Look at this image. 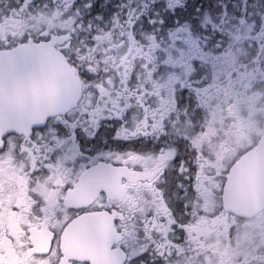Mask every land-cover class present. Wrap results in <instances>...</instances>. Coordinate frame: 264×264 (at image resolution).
<instances>
[{"label":"snow or ice","instance_id":"obj_1","mask_svg":"<svg viewBox=\"0 0 264 264\" xmlns=\"http://www.w3.org/2000/svg\"><path fill=\"white\" fill-rule=\"evenodd\" d=\"M4 2L0 0V4ZM20 4L29 13L41 12L50 19L38 25L28 21L31 26L18 35L0 38V116H6L11 123L26 119L24 114L5 106L2 93L13 80L41 91L55 88L57 110L47 113L46 96L36 101L27 96L29 109L39 108L47 114L31 123L26 133L17 131L15 126L0 131V157L10 151L22 161L27 156L23 149H31L34 156L39 152L37 167L29 173L32 180L48 176L53 171L48 165L55 166L58 162L64 165L69 182L61 189L63 195L82 177L106 168L128 167L133 172H144L142 163H124L129 154L153 160L169 154L166 166L151 181L171 214L173 222L167 232L157 230V225L167 220L157 211L153 194L147 190H129L137 198L136 208L111 202L102 191L99 204L68 207L65 212L70 214L69 221L92 212L119 213L112 218L117 236L111 244L122 254L119 264H180L188 253H180L173 246L188 243L185 225L195 220L191 215L193 205L205 200L197 187L200 165L195 162L196 149L189 144L187 128L181 126L190 122L192 133L199 128V108L194 102L199 93L194 90L203 88L208 76L201 65L185 81L181 69H173L167 61L172 58L187 62L193 48L208 51L211 46L219 50L224 46L225 29L232 23H250L248 61L264 68V38L251 39L264 35V0H240V4L231 0H64V3L20 0ZM61 23L65 26H59ZM114 23L130 31L133 39L146 49L149 38L158 45L154 50L149 49L155 60L147 67L154 69V77L158 75L164 82L166 71L180 73L174 86L177 110L162 117L159 128L154 124V116L146 112L157 109L155 96L145 91L141 105L136 103V97L141 94L139 86L135 88L136 95L129 96L127 102L112 92L110 95L116 97L118 105L114 106L97 87H107L104 83L107 73L91 72V61L81 59L95 43L93 37ZM191 63L195 65L196 61ZM65 65L75 69V75L87 87L69 91L70 86L62 75L68 70ZM134 82L135 77L128 82L129 91ZM143 87L149 89L150 85L145 83ZM228 173L229 169L225 168L218 177L217 197L224 191ZM148 182L146 178L140 180L141 185Z\"/></svg>","mask_w":264,"mask_h":264},{"label":"flooded vegetation","instance_id":"obj_2","mask_svg":"<svg viewBox=\"0 0 264 264\" xmlns=\"http://www.w3.org/2000/svg\"><path fill=\"white\" fill-rule=\"evenodd\" d=\"M231 2L240 4V0ZM47 19H50L48 14L29 13L20 0H5L0 4V38L13 33L18 35L31 26L28 21L38 25ZM67 26L70 27V23ZM250 29V23H232L225 29L224 46L219 50L211 46L208 51L193 48L189 61L171 58L169 63L173 69H181L185 81L201 65L205 66L208 76L203 88L194 90L199 93L194 97L199 108V128L192 133L190 122L181 126L187 128L189 144L196 149L195 162L200 165L197 187L205 200L193 205L191 215L195 220L185 225L188 243L173 246L180 253H188L180 264H264V68L248 61L246 44ZM260 38L264 35L251 37ZM152 44L146 51L149 58H153L149 49L158 47L155 41ZM130 50L121 63L90 65L91 72L107 73L104 78L107 87H97L114 106H118L116 97L127 102L129 96L136 95L135 89L129 91L128 82L133 77L135 80L142 77L147 83L159 79L158 75L153 76L154 69L147 67L150 60L146 57L130 65L127 59ZM89 54L92 53L87 51L81 59L90 60ZM191 60L196 64L193 65ZM165 74L169 77L168 84L179 81L180 73L175 70ZM78 79L80 87H87L82 78ZM111 80L115 81V88ZM180 83L183 86V82ZM174 86L163 97L150 94L156 97L157 109H146V112L154 116L157 128L162 117L177 110ZM145 91L148 89L141 87L136 103L142 105ZM112 92L116 97L110 95ZM23 150L27 156L22 161L10 151L0 157V264H119L122 254L111 247L117 236L112 218L119 213L92 212L69 221L70 214L65 212L68 207L99 204L102 191L109 201H118L131 208H136L137 198L130 194V189L133 192L149 191L157 211L167 220V223L157 225V230H169L173 222L171 214L151 183L166 166L169 154L155 160L129 154L124 163H142L144 172H133L128 167L106 168L82 177L61 195V189L69 182L65 166L59 162L55 166L48 165L53 168L48 176L32 180L29 173L37 167L39 152L34 156L31 149ZM116 158L120 159L119 156ZM241 159L242 193L227 195L226 183L222 195L217 197L218 177L225 168L229 169V177ZM141 178L149 182L141 185ZM235 205L240 208L239 212L234 210ZM242 228H247L256 239L258 245L254 249L247 245L240 247L242 244L235 246L236 234Z\"/></svg>","mask_w":264,"mask_h":264},{"label":"rangeland","instance_id":"obj_3","mask_svg":"<svg viewBox=\"0 0 264 264\" xmlns=\"http://www.w3.org/2000/svg\"><path fill=\"white\" fill-rule=\"evenodd\" d=\"M99 33L93 37L95 43L89 50L92 53L89 54L90 60L92 61L91 64H95L96 66H98V64L104 63H121L122 59L125 57V53L128 52L129 49H132L130 50V55L127 57L130 65H135L139 59L144 60L145 57L146 60H150L149 63H152L155 60L154 56L153 58H149L146 56V51L148 50V48L153 46L151 38H149L150 44L146 49L144 45H141L139 43V41L133 39L130 31H125L124 27L119 26L115 23L107 31L101 29ZM122 36L125 37V39H121ZM139 55L140 57L137 58ZM128 62H125L126 65L128 64ZM171 62L172 60L171 58H169L167 63L169 64ZM167 78L164 82H161L160 79H158L152 80V83H148L150 85V88L148 89L149 94H157L161 97L165 96L166 91L170 87H172V85H175L174 81H170L168 84ZM114 82L115 81H112V83ZM145 83H147V81H145L142 77H139L138 80H135V82L133 83L132 90H134L137 86H139L140 88L143 87ZM156 88L160 89L157 90ZM241 244L242 246L240 247L247 245L252 249H254V246L258 245L256 243V239H254L253 235L247 228H242V230L236 234L235 246H239Z\"/></svg>","mask_w":264,"mask_h":264},{"label":"water","instance_id":"obj_4","mask_svg":"<svg viewBox=\"0 0 264 264\" xmlns=\"http://www.w3.org/2000/svg\"><path fill=\"white\" fill-rule=\"evenodd\" d=\"M64 68L68 69V66L65 65ZM62 75L70 86L69 91H76L80 88L79 79L77 76L74 75L72 69L64 71ZM29 95L31 96L33 101L38 100L41 96H46L48 99L47 113L57 110V98L55 88H49L47 90L41 91L39 89L31 88L26 84L17 83L13 80L12 82L8 83L5 89L3 90V100L6 107L11 108L17 113L24 114L26 116V119L16 123H11L6 116H0V131H4L8 127L15 126L17 131L26 132L31 123H35L43 119V116L47 114L45 111H42L39 108L29 109V107L27 106L26 97ZM241 188L242 159L232 168L229 174L226 185L227 195L229 193L239 194L242 191ZM234 207V210H236L237 212L240 211V208L237 205H235Z\"/></svg>","mask_w":264,"mask_h":264}]
</instances>
